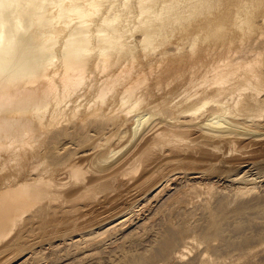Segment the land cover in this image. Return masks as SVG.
I'll return each instance as SVG.
<instances>
[{"label":"bare ground","instance_id":"1","mask_svg":"<svg viewBox=\"0 0 264 264\" xmlns=\"http://www.w3.org/2000/svg\"><path fill=\"white\" fill-rule=\"evenodd\" d=\"M263 169L264 0H0V264L88 252L171 182L247 194Z\"/></svg>","mask_w":264,"mask_h":264},{"label":"rangeland","instance_id":"2","mask_svg":"<svg viewBox=\"0 0 264 264\" xmlns=\"http://www.w3.org/2000/svg\"><path fill=\"white\" fill-rule=\"evenodd\" d=\"M223 175L200 185L198 180L171 182L158 198L153 192L143 201L146 209L134 206L120 229L89 250L92 254L88 251L91 255L61 247L46 252L40 262L264 264V181L252 192L241 194L238 184Z\"/></svg>","mask_w":264,"mask_h":264}]
</instances>
